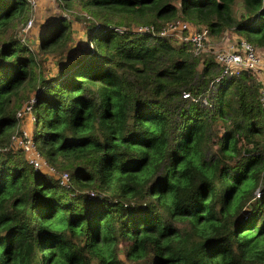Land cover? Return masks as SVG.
Returning <instances> with one entry per match:
<instances>
[{
	"label": "trees",
	"instance_id": "trees-1",
	"mask_svg": "<svg viewBox=\"0 0 264 264\" xmlns=\"http://www.w3.org/2000/svg\"><path fill=\"white\" fill-rule=\"evenodd\" d=\"M57 1L86 12L85 39L43 74L36 51L64 48L71 20L33 48L10 32L29 1L0 0V147L30 102L40 155L70 177L0 149V264H264L261 82L210 84L212 55L160 34L181 19L263 48L264 0Z\"/></svg>",
	"mask_w": 264,
	"mask_h": 264
},
{
	"label": "built area",
	"instance_id": "built-area-1",
	"mask_svg": "<svg viewBox=\"0 0 264 264\" xmlns=\"http://www.w3.org/2000/svg\"><path fill=\"white\" fill-rule=\"evenodd\" d=\"M33 3L34 0H28ZM30 25V20L24 23V30ZM118 30H121L118 28ZM139 31H150L151 26L140 25L137 27ZM160 34L171 35L178 40H184L188 42L195 50H202L208 42L209 36L207 28L200 27L196 28L188 21L181 19H175L166 24V27L160 31ZM260 53L257 47L244 39H235L232 42H226L220 49H217L213 54L214 60L220 67L219 73L210 81L216 82L226 74L237 75L241 70L254 71L255 67L260 63ZM264 53V47L262 48ZM254 69V70H253ZM184 93L183 96H186ZM258 100L264 111V82L262 81ZM204 104L209 105L210 103L205 99ZM31 103H24L19 111L16 112L17 117H20L23 113H29L31 115ZM32 119V116H31ZM11 140L24 152V158L34 168H39L47 173L54 175L57 178V182L61 186H67L70 177L67 171H58L54 166L49 164L39 153L32 137L31 131L25 129L15 130L10 135ZM7 149L8 147H2Z\"/></svg>",
	"mask_w": 264,
	"mask_h": 264
},
{
	"label": "rangeland",
	"instance_id": "rangeland-1",
	"mask_svg": "<svg viewBox=\"0 0 264 264\" xmlns=\"http://www.w3.org/2000/svg\"><path fill=\"white\" fill-rule=\"evenodd\" d=\"M239 1L236 0L237 4ZM30 3V2H29ZM86 13L78 4L73 3V6L70 8V11L65 10L61 7V5L58 4L57 0H34L33 3H30V7L28 10V16L26 18L25 23L30 20V25L27 27L26 30H24L23 26L24 23L19 21L15 26L11 27V30L15 32V35L20 37L22 41L26 42L27 44L33 48H36V44L39 37V32L42 29V25L49 20L51 17L55 15H65L71 20L72 24V33L70 40L65 44L64 48L57 49L53 52L48 53H42L40 51H36L35 57H36V70L42 72L43 74L49 73L53 74L57 68L56 61L59 59L60 55L63 54L64 50H66L69 46L72 48L79 44L78 42H82L83 39H85L84 35V21L80 18L82 13ZM233 31H226L221 36H209L208 42L204 46L202 50H195L191 45L188 44V50L192 54H197L199 56H204L206 54H211L212 59L214 60L213 53L220 49L226 42H232L235 40L233 38L232 34ZM175 41V40H174ZM184 40H178L176 39V42L179 43ZM261 61L264 64V55H259ZM215 61V60H214ZM255 69V70H254ZM254 72L256 75V78L264 82V68L261 66L259 69V64L254 68ZM261 78H260V77ZM262 79V80H261ZM23 102V101H22ZM202 103L204 104V100H202ZM261 106V105H260ZM262 109V108H261ZM25 129L26 131H32V121H31V115L29 113H23L20 116V119L12 128V133H14L15 130ZM5 147V146H3ZM7 147L12 148L15 151H20L23 153L22 156H24V152L21 149V147L17 146L11 138H9V141L7 142ZM20 150H19V149ZM0 149H3L0 147Z\"/></svg>",
	"mask_w": 264,
	"mask_h": 264
},
{
	"label": "crops",
	"instance_id": "crops-1",
	"mask_svg": "<svg viewBox=\"0 0 264 264\" xmlns=\"http://www.w3.org/2000/svg\"><path fill=\"white\" fill-rule=\"evenodd\" d=\"M257 49H258V51H261L260 55H264V53H262V48L257 47ZM263 58H264V57H263ZM261 66L264 68V64H263V62H262L261 59H260L259 69H260ZM259 77H260V76H259ZM260 78H261V77H260ZM261 80H262V79H261Z\"/></svg>",
	"mask_w": 264,
	"mask_h": 264
}]
</instances>
